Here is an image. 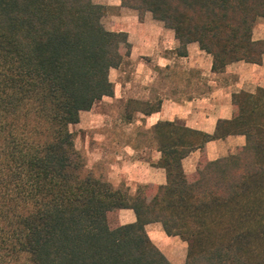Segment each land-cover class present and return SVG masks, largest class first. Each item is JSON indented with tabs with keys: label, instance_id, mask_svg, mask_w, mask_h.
I'll return each mask as SVG.
<instances>
[{
	"label": "trees",
	"instance_id": "16d2710c",
	"mask_svg": "<svg viewBox=\"0 0 264 264\" xmlns=\"http://www.w3.org/2000/svg\"><path fill=\"white\" fill-rule=\"evenodd\" d=\"M121 4L173 29L179 55L197 42L214 72L262 63L264 39L253 30L264 0ZM104 12L93 0H0V264H172L149 237L150 222L187 243L185 264H264V88L234 92L232 117L213 133L153 125L165 184L132 195L86 167L71 127L113 95L109 70L131 49L126 32L104 27ZM233 134L245 144L205 156L208 141ZM195 149L202 154L189 175L182 159ZM122 208L134 211L133 223L118 224Z\"/></svg>",
	"mask_w": 264,
	"mask_h": 264
},
{
	"label": "crops",
	"instance_id": "0c3cea01",
	"mask_svg": "<svg viewBox=\"0 0 264 264\" xmlns=\"http://www.w3.org/2000/svg\"><path fill=\"white\" fill-rule=\"evenodd\" d=\"M102 5V16L108 19L104 27L110 31H124L131 44L130 54L120 66L109 70L114 93L96 101L87 111L89 118L112 117L119 126H108L100 134L99 149L108 153L105 159L108 180L115 186L123 183L130 194L140 185L166 183V172L157 166L161 152L151 136V128L159 121H179L183 125L205 133H213L219 119L233 115L232 94L239 91L255 92L264 88V56L262 63L235 61L222 72L212 70L213 59L197 42L187 45L186 55H179V41L173 29L146 12L140 19L135 9L123 6L121 0H93ZM258 20L253 30L254 39ZM109 104L111 111L100 112L98 104ZM159 106L146 114L145 105ZM80 115V124L82 114ZM134 135L131 140H120L114 135ZM147 136L137 137V135ZM136 135V136H135ZM142 138V139H141ZM245 144L242 134L210 140L205 145V156L215 160ZM94 148V151H96ZM96 152H93L95 154ZM200 149L191 151L182 159L186 174L195 173ZM97 160V159H95ZM134 211L122 208L117 211L118 224L133 223ZM145 229L154 244L172 264H185L187 243L178 236L168 235L160 222H150Z\"/></svg>",
	"mask_w": 264,
	"mask_h": 264
},
{
	"label": "rangeland",
	"instance_id": "374dc122",
	"mask_svg": "<svg viewBox=\"0 0 264 264\" xmlns=\"http://www.w3.org/2000/svg\"><path fill=\"white\" fill-rule=\"evenodd\" d=\"M108 19L106 16L103 18V24L106 25ZM255 36H259V34L264 35V20L261 21V24L257 25ZM113 105L109 104H98L96 106V109L100 112H108L111 111V106L116 108ZM89 113L83 112L82 114V121L80 124H75L71 127V129L75 132L76 138H75V146L76 148L84 155L86 167L88 169H91L95 176H103V178H107V166L105 164V159H108V153L104 152V149H99L97 142L101 141L99 140L100 137H102L104 134H100L96 132V130H99L100 132L102 129H105L108 126H119L120 122H115V119L112 117H102L97 116V118H89ZM116 137H119L120 140H126L129 141L134 135H114ZM136 136V135H135ZM147 136L144 135H137V137ZM141 138V139H142ZM94 148L96 151H94ZM93 152H96L93 154ZM97 159V160H95ZM120 185H123L120 184ZM124 186V185H123ZM110 218H112V215L110 214ZM113 224H116V220L113 219Z\"/></svg>",
	"mask_w": 264,
	"mask_h": 264
}]
</instances>
